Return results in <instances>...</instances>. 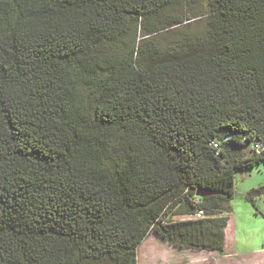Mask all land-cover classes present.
I'll return each instance as SVG.
<instances>
[{
    "label": "trees",
    "instance_id": "1",
    "mask_svg": "<svg viewBox=\"0 0 264 264\" xmlns=\"http://www.w3.org/2000/svg\"><path fill=\"white\" fill-rule=\"evenodd\" d=\"M261 163L264 0H0V264L221 255Z\"/></svg>",
    "mask_w": 264,
    "mask_h": 264
},
{
    "label": "rangeland",
    "instance_id": "2",
    "mask_svg": "<svg viewBox=\"0 0 264 264\" xmlns=\"http://www.w3.org/2000/svg\"><path fill=\"white\" fill-rule=\"evenodd\" d=\"M163 37L160 41L165 46L172 32ZM132 42L130 36L117 48L126 52ZM263 185L264 163L235 174L223 254L180 251L151 234L137 249V264H264V193H252Z\"/></svg>",
    "mask_w": 264,
    "mask_h": 264
},
{
    "label": "water",
    "instance_id": "3",
    "mask_svg": "<svg viewBox=\"0 0 264 264\" xmlns=\"http://www.w3.org/2000/svg\"><path fill=\"white\" fill-rule=\"evenodd\" d=\"M207 194H209V193L208 192H202V191L197 192V196H205Z\"/></svg>",
    "mask_w": 264,
    "mask_h": 264
},
{
    "label": "built area",
    "instance_id": "4",
    "mask_svg": "<svg viewBox=\"0 0 264 264\" xmlns=\"http://www.w3.org/2000/svg\"><path fill=\"white\" fill-rule=\"evenodd\" d=\"M201 213L197 214L196 217H200Z\"/></svg>",
    "mask_w": 264,
    "mask_h": 264
},
{
    "label": "crops",
    "instance_id": "5",
    "mask_svg": "<svg viewBox=\"0 0 264 264\" xmlns=\"http://www.w3.org/2000/svg\"><path fill=\"white\" fill-rule=\"evenodd\" d=\"M226 230V229H225Z\"/></svg>",
    "mask_w": 264,
    "mask_h": 264
}]
</instances>
